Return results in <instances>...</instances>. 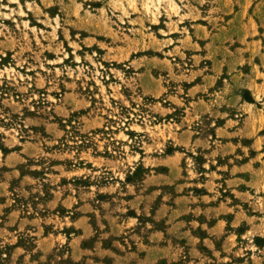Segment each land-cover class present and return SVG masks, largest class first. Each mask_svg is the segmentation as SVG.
Masks as SVG:
<instances>
[{
  "label": "rangeland",
  "instance_id": "1",
  "mask_svg": "<svg viewBox=\"0 0 264 264\" xmlns=\"http://www.w3.org/2000/svg\"><path fill=\"white\" fill-rule=\"evenodd\" d=\"M243 98L264 126V0H0V264H264V157L239 226L199 196Z\"/></svg>",
  "mask_w": 264,
  "mask_h": 264
},
{
  "label": "crops",
  "instance_id": "2",
  "mask_svg": "<svg viewBox=\"0 0 264 264\" xmlns=\"http://www.w3.org/2000/svg\"><path fill=\"white\" fill-rule=\"evenodd\" d=\"M251 94L253 97L255 96L254 92ZM253 103L252 99L243 98L241 107L250 106L251 111L241 112V122L239 124L237 121H234L233 118H226L224 122L215 127V136L217 138L215 140L213 139L205 142L213 154L220 148L231 149V151L227 152V154L224 153L226 155H223V158H227V165L226 167H222L224 169L226 168L229 172V175H227L224 179L231 187L227 188V191L224 189V193H221V196L233 202L228 203L229 200L225 201L224 198H219L215 190H207L206 192L199 194V196H207L209 198L207 201L208 203L206 204L207 207L215 208L219 206V208L226 213H234L232 214L233 220L225 215H218L216 220L208 225L210 227L209 231L218 230L221 226H223V224L227 225L229 221H232V226H239L241 224V164L248 161L246 160V157L250 160L264 157V126H261L258 123L254 126L251 125L254 118L259 116V111H257L254 106H251ZM231 120L235 123H231ZM180 134L182 136H187L188 130L184 129V131L180 132ZM246 137L251 139L250 143L247 144V147L249 150H255V153L247 152L241 154V141ZM201 138L202 136H199V134L193 133L190 139L191 141L197 142L198 140H201ZM241 158L243 159L241 160ZM234 185H236L235 188ZM178 197L180 198V196ZM210 234L212 235L213 233L211 232Z\"/></svg>",
  "mask_w": 264,
  "mask_h": 264
}]
</instances>
